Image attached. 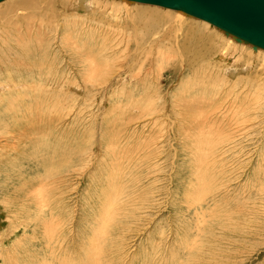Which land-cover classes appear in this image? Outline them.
Returning a JSON list of instances; mask_svg holds the SVG:
<instances>
[{
	"label": "rangeland",
	"instance_id": "obj_1",
	"mask_svg": "<svg viewBox=\"0 0 264 264\" xmlns=\"http://www.w3.org/2000/svg\"><path fill=\"white\" fill-rule=\"evenodd\" d=\"M97 1L118 4V12L101 18ZM87 3L89 13H68L73 39L94 49L97 77L86 76L76 50L62 51L64 30L52 35L53 55H44L57 62L49 74L35 61L13 79L0 74V86L10 82L0 90V264H264V50L254 55L251 43L186 12L127 0ZM135 6L171 17L147 34ZM190 27L204 37L184 51ZM235 45L247 59L230 55ZM232 64L238 72L242 66L237 77L226 72ZM34 81L46 86L34 90ZM200 135L217 149L208 154L212 175L197 203L205 180L198 183L194 171ZM116 185L114 222L101 237Z\"/></svg>",
	"mask_w": 264,
	"mask_h": 264
},
{
	"label": "bare ground",
	"instance_id": "obj_2",
	"mask_svg": "<svg viewBox=\"0 0 264 264\" xmlns=\"http://www.w3.org/2000/svg\"><path fill=\"white\" fill-rule=\"evenodd\" d=\"M6 0H2V1H0V3H2V2H5ZM123 1V0H122ZM126 1V0H125ZM127 1H129V2H131V1H133V2H138V3H141V4H145V5H149V3H144V2H140V1H137V0H127ZM88 2H90V1H88ZM104 2H101V1H97V6L98 7H96V8H98V10L100 11H98L99 12V15L101 16V18H102V16H105L106 17V15L112 10V8H115V7H117V6H114V5H118V4H115V3H113V6L112 5H109L108 4V6H110V8L107 6V4L104 6L103 5V7H102V4H103ZM93 5H95V4H93ZM150 5H154V6H160V7H163V8H165V9H167L168 7H165V6H162V5H159V4H155V3H151ZM1 7H0V74H2V73H4V70H5V72H8L9 71V73H10V78L11 79H13V78H15V76H17V75H22L23 73H25V72H23L22 70H21V68L23 67L24 68V66H26L29 62L31 63L32 61H35V62H37L38 64H39V66H41L40 67V69H41V71L42 70H44V71H48V74H49V71L51 72L53 69H55L57 66L55 65L57 62H55V59H52V60H48L49 62H46L45 60H44V55H46V56H50L52 53H51V47H52V44H51V38H52V35H54L55 37H57L58 36V34L59 35H61V30H64V31H66L65 33H67V32H69L67 35H66V39L63 41V44H64V47L62 46L61 47V49H62V51H64V50H69V49H71V50H73V51H75L76 50V52L75 53H77L78 52V59L77 60H79V61H81V63L83 64V66L86 68V71L88 72L87 74H89V75H86V76H88L90 79H94V77H97V75H99L100 74V70H101V66L99 65L100 63H99V61H97V56H95L94 54H95V52H93L94 51V49L92 48V46L90 45L89 46V44H87V43H85V44H83L82 46H80L81 44L79 43V41H80V39H79V41L77 42L76 40H74L73 39V33H74V28L77 26H75V23L73 24L72 22H71V20H70V17H74V15H72L71 13H68L69 11L70 12H72V13H78V11H79V9L80 10H84V11H89L90 12V10L92 9V7H91V4H89V3H87V0H9V1H6V3H4V4H2V5H0ZM134 7V6H133ZM60 9H62V11L60 10ZM86 9V10H85ZM135 9H136V15L140 18V19H142V21L144 20L145 22H147V23H145V27H144V31H145V33H147V34H150V33H152L153 31H155L156 30V28L153 26L154 24L153 23H155V21H159V23H161L160 21H167L168 19H170V17H171V15H170V13H167V14H165V13H163V12H160V11H157V10H155L154 8H147V7H140V6H135ZM168 9H171V10H175V11H181V12H184L185 13V11H183V10H179V9H174V8H172V7H169ZM94 10V9H93ZM96 10V9H95ZM115 10H116V12H118L117 11V9L115 8ZM123 10V9H122ZM121 10V11H122ZM129 10V9H128ZM60 11V12H59ZM113 11H114V9H113ZM132 11H133V9H132ZM88 12V13H89ZM94 12V11H93ZM130 12V11H129ZM135 12V11H134ZM63 13H67V15H66V17L64 18V19H61V16H62V14ZM115 13V12H114ZM187 14H189V15H191V16H193V17H195V18H197V19H200V20H204V19H202V18H200V17H198V16H196V15H193V14H191V13H189V12H186ZM94 14V13H93ZM97 13H95V15H96ZM110 14V13H109ZM181 14V13H180ZM112 15H113V13H112ZM118 15V14H117ZM121 15V14H120ZM128 15V14H127ZM129 16H131V14H129ZM112 17V16H111ZM116 17V16H115ZM125 18V15L123 14V16H122V18ZM136 17V16H135ZM173 17V16H172ZM104 18V17H103ZM139 19V20H140ZM181 19V18H180ZM73 20H74V18H73ZM104 19H102V21H103ZM63 22V24H62V22ZM169 21V20H168ZM193 21V20H192ZM204 21H206V22H209V23H211L212 25H214V26H216V27H218L217 25H215L214 23H212V22H210L209 20H207V19H205ZM76 22V21H75ZM79 21H77V23H78ZM138 22V21H137ZM178 22V21H177ZM76 23V24H77ZM81 23V22H80ZM140 23V22H139ZM83 24V23H82ZM164 24H166V23H164ZM194 24H196V23H194ZM198 24V23H197ZM159 25V24H158ZM161 25H162V23L160 24V27H161ZM192 25V24H191ZM190 25V26H191ZM199 25V24H198ZM195 26V25H194ZM73 28V29H72ZM80 28V27H79ZM141 28V27H140ZM219 29H222V28H220V27H218ZM77 29V28H76ZM158 29V28H157ZM162 29V28H161ZM170 29V28H169ZM197 28H192V27H190V28H188L187 29V32H186V35H185V41H186V44H184L185 45V49H184V51L186 50V49H188V48H190V46H191V44H189L188 42H190L189 40H193L194 42H193V44H195V43H197L198 41H200L201 39V37H204L199 31H197L196 30ZM78 30V32H80L79 30L80 29H77ZM76 30V31H77ZM223 30L224 31H226L224 28H223ZM83 31V30H82ZM172 31V30H171ZM63 32V31H62ZM183 32V31H182ZM226 32H228V31H226ZM228 33H230L231 35H233V36H235L236 38H237V40H240L239 38H238V36L236 35V34H234V33H231V32H228ZM75 34V33H74ZM78 34V33H77ZM153 34V33H152ZM166 34V33H165ZM212 34V33H211ZM63 35V34H62ZM81 35V34H80ZM171 36V35H170ZM59 37V36H58ZM78 37V36H77ZM81 37V36H80ZM172 37V36H171ZM183 37V36H182ZM207 39H208V41H209V39H210V36H205ZM212 37V36H211ZM169 38V37H168ZM174 38V37H173ZM64 39V38H63ZM75 39H77V38H75ZM200 39V40H199ZM58 40H59V38H58ZM82 40H83V38H82ZM165 39H163V41H164ZM183 40V39H182ZM198 40V41H197ZM203 40H204V38H203ZM241 40H244V41H246L245 39H241ZM175 41V40H174ZM188 41V42H187ZM207 41V42H208ZM210 41H212V40H210ZM217 40L215 39V42H216ZM240 42H242V41H240ZM246 42H249V41H246ZM80 45H79V44ZM212 43H213V41H212ZM239 43V42H238ZM249 43H251V42H249ZM204 44V43H203ZM208 44V43H207ZM214 45H215V43H213ZM201 45V44H200ZM204 45H206V44H204ZM222 45V44H221ZM225 45V44H224ZM232 45V44H231ZM251 45H253L255 48V51L254 50H252L253 51V54L255 55L256 54V52L258 51V48H261V49H263L264 50V48L263 47H261V46H259V47H257V46H255L253 43H251ZM223 46V45H222ZM221 46V48H223ZM226 46V45H225ZM213 47V46H212ZM217 47H219V45L217 46ZM230 47V46H229ZM234 47V46H233ZM239 46L238 45H235V48L233 49V50H231V51H233L234 52V54H230V55H232V57H234L235 55H237V54H239V58H238V63L240 62V60H243V59H247V57H246V54H247V52L246 51H243V49H242V52L240 53H237L236 51L239 49L238 48ZM53 48V47H52ZM213 50H214V48H212ZM211 48H209V50H207L206 52H203V55L205 56V54L204 53H207V52H210L211 50H212ZM93 50V51H92ZM200 50H201V46H200ZM224 50H225V47H224ZM240 50V49H239ZM54 51V50H53ZM203 51V50H202ZM201 51V52H202ZM221 51V50H220ZM66 52V51H65ZM230 52V51H229ZM236 52V53H235ZM71 52H69V54H70ZM187 53H189V52H187ZM191 53H192V51H191ZM198 53H199V50H198ZM227 52H225L224 53V51H223V53H221V54H219V57L224 61V62H229L228 61V59L229 58H227L229 55L228 54H226ZM246 53V54H245ZM200 54V53H199ZM210 54H212V51H211V53ZM216 54V53H215ZM53 55V54H52ZM77 55V54H76ZM99 55V54H98ZM207 55H209V54H207ZM248 55V54H247ZM193 56V55H192ZM200 56H201V54H200ZM75 57V56H74ZM196 57V56H195ZM214 57V56H213ZM249 58H254V56L252 55V53H250L249 54V56H248ZM56 58V57H55ZM103 58V57H102ZM105 58V57H104ZM219 58V59H220ZM45 59H46V57H45ZM49 59H51V58H49ZM195 59H198V58H195ZM194 59V60H195ZM199 59H200V57H199ZM198 59V62L200 61ZM59 60V59H58ZM57 60V61H58ZM72 61H74V60H72ZM105 61V60H104ZM76 62V61H75ZM103 62V61H102ZM205 62V61H204ZM207 62V61H206ZM205 62V63H206ZM30 63L28 64V65H30ZM59 63V62H58ZM61 63V62H60ZM76 63H78V62H76ZM75 63V64H76ZM201 63H203V62H201ZM221 63H222V61H221ZM143 64V63H142ZM200 64V63H199ZM211 64V63H210ZM31 65H33L32 63H31ZM30 65V66H31ZM203 65V64H202ZM233 65V64H232ZM34 66H36V65H34ZM76 66V65H75ZM75 66H73L74 68H75ZM146 66V65H145ZM220 66V65H219ZM241 66V65H240ZM79 67V66H78ZM108 67V66H107ZM200 67V66H199ZM198 67V68H199ZM235 65H233L232 67H230V68H228L227 67V69H226V72H227V74L228 73H230V74H232V76L234 75L235 77H237L238 75L234 72L236 69H235ZM26 68V67H25ZM106 68V67H105ZM220 68V67H219ZM238 68V67H237ZM240 69H239V72L236 70V72H238V73H240L241 72V68H242V66L241 67H239ZM39 69V70H40ZM109 69H111V67H109ZM20 70H21V72H20ZM31 70H33V69H31ZM79 70V69H78ZM105 70V69H104ZM223 70H225V69H223ZM37 71V70H36ZM75 71V70H74ZM222 71V70H221ZM28 72H30L29 70H28ZM27 72V73H28ZM57 72H61V70H59V68L57 69ZM226 72H225V75H226ZM36 73V72H35ZM30 74H31V72H30ZM32 74H34V72H32ZM43 74H45L44 72H43ZM47 74V73H46ZM58 74V73H57ZM25 75V74H24ZM28 75H29V73H28ZM42 75V74H41ZM40 75V76H41ZM56 75V74H55ZM3 76H5V75H3ZM7 76V75H6ZM39 75H38V73H37V77H38ZM18 77V76H17ZM36 77V76H35ZM35 77H33V79L35 78ZM42 77V76H41ZM44 77V76H43ZM56 77V76H55ZM2 78H5V77H2ZM7 78H9V77H7ZM9 78V79H10ZM45 78H47V77H45ZM51 78V77H50ZM225 78V77H224ZM22 79V78H21ZM32 79V80H33ZM41 79V78H40ZM88 79V78H87ZM218 79H220V78H218ZM7 80V79H6ZM15 80V79H14ZM20 80V79H19ZM18 80V81H19ZM23 80V79H22ZM31 80V81H32ZM37 79H35V81H36ZM41 80H43V79H41ZM47 80H48V78H47ZM47 80H45V81H47ZM8 81V80H7ZM34 81V83H32V84H30V86L32 87V88H34V90L35 89H37L38 87H39V89H43V86L45 85V83L46 82H44V84H41L40 82H35ZM50 81V80H49ZM55 81V80H54ZM213 81V80H212ZM219 81V80H218ZM217 81V82H218ZM21 82V81H20ZM28 82V81H27ZM33 82V81H32ZM52 82V81H51ZM203 82H205V81H203ZM8 83V82H7ZM5 83L7 86H5V87H8L9 88V86H8V84L10 83ZM22 84H23V82H21ZM29 83V82H28ZM53 83V82H52ZM189 83V82H188ZM11 84H13V83H11ZM190 84V83H189ZM3 85V84H2ZM0 86V90H6V89H8V88H4V85L3 86ZM15 86H16V84H14ZM194 85V84H193ZM198 85H200V84H198ZM206 85H207V82H206V84L204 85V87H206ZM23 86V85H22ZM29 86V84L26 86V87H28ZM46 86V85H45ZM202 86V85H201ZM208 86V85H207ZM211 86V85H210ZM25 87V88H26ZM30 87V88H31ZM203 87V86H202ZM201 87V88H202ZM13 88V87H12ZM12 88L11 89H9V90H12ZM15 89H16V87H14ZM18 88V87H17ZM21 88V87H20ZM23 88H24V86H23ZM21 89V90H24V89ZM31 88V89H32ZM195 88V87H194ZM199 88V87H198ZM208 88H210V87H208ZM27 89V88H26ZM205 89H207V88H205ZM211 89H213V88H211ZM210 89V90H211ZM17 90V89H16ZM15 90V91H16ZM204 90V89H203ZM203 90L202 91H200V92H203ZM209 90V89H208ZM7 91V90H6ZM13 91V90H12ZM18 91V90H17ZM216 91H217V89H216ZM215 91V94L217 95V92ZM25 92H26V90H25ZM195 92H196V90H195ZM195 92H194V94H195ZM204 92H205V90H204ZM209 92H211V91H209ZM3 93H5L4 91H3ZM14 93V92H13ZM20 93H21V91H20ZM22 93H24V92H22ZM21 93V94H22ZM33 93V92H32ZM207 93V92H206ZM214 93V92H213ZM1 94V93H0ZM10 94V93H9ZM15 94V93H14ZM13 94V95H14ZM29 94H30V92H29ZM28 94V95H29ZM197 94H198V92H197ZM205 94V93H204ZM204 94H203V96H204ZM11 95H12V92H11ZM12 95V96H13ZM20 95V94H19ZM199 95V94H198ZM207 95V94H206ZM30 96V95H29ZM38 96V95H37ZM36 96V98H38ZM208 96V95H207ZM215 96V95H214ZM14 97V96H13ZM18 97V96H17ZM33 97V96H32ZM35 97V96H34ZM225 97V96H224ZM20 98H21V96H20ZM28 98V97H27ZM30 98V97H29ZM35 98V99H36ZM200 98V97H199ZM204 98V97H203ZM206 98V97H205ZM19 99V98H18ZM40 99V98H39ZM42 99V98H41ZM40 99V100H41ZM26 100V99H25ZM37 100V99H36ZM17 101V100H16ZM35 102V101H34ZM38 102V101H37ZM26 103H28L27 101H26ZM218 102H216L215 104H217ZM18 104H19V102H18ZM22 104H23V102H22ZM31 104V103H30ZM29 104V105H30ZM35 104H37L36 102H35ZM213 104V103H212ZM9 105V104H8ZM27 105V104H26ZM38 105V104H37ZM219 105H220V102H219ZM32 106V105H31ZM30 106V107H31ZM36 106V105H35ZM24 107H25V105H24ZM27 107V106H26ZM40 107V106H39ZM195 107V106H194ZM21 108V107H20ZM23 108V107H22ZM35 108V107H34ZM41 108V107H40ZM39 108V109H40ZM202 108H203V106H202ZM213 108H214V106H213ZM213 108H211V109H213ZM217 108H219L220 109V106L219 107H217ZM224 108V107H223ZM25 109H27V108H24V110ZM28 109H32V108H29L28 107ZM27 109V110H28ZM38 109V108H37ZM43 109V108H42ZM42 109H40V110H42ZM46 109V108H45ZM194 109V108H193ZM29 110V111H30ZM44 110V109H43ZM203 110H204V108H203ZM220 110H222V107H221V109ZM12 111V110H11ZM217 109H216V113H217ZM8 112V111H7ZM10 112V111H9ZM16 112V111H15ZM22 112V111H21ZM24 112V111H23ZM32 112V111H31ZM34 112V111H33ZM37 112V111H36ZM35 112V113H36ZM39 112V111H38ZM41 112H43V111H41ZM194 112V111H193ZM198 112V111H197ZM219 112H221V111H219ZM17 113V112H16ZM194 113H196V112H194ZM206 113V112H205ZM238 113V112H237ZM4 114V113H3ZM15 114V113H14ZM25 114V113H24ZM28 114H29V112H28ZM32 114V113H31ZM44 114V113H43ZM221 114H223V113H221ZM17 115V114H16ZM39 115H41V114H39ZM213 115V114H212ZM33 116H34V114H33ZM32 116V117H33ZM210 116V115H209ZM214 116H216L215 115V112H214ZM221 116V115H220ZM219 116V117H220ZM14 117V116H13ZM24 117V116H23ZM36 117H39V116H35L34 118L36 119ZM42 117V116H41ZM218 117V118H219ZM222 117V116H221ZM221 117L219 118V120L221 119ZM240 117V116H239ZM18 118V117H17ZM20 118V117H19ZM27 118V117H26ZM40 118V117H39ZM206 118V117H205ZM208 118V117H207ZM206 118V119H207ZM217 118V119H218ZM247 118V117H246ZM21 119H24V118H22L21 117ZM29 119V118H28ZM30 119H31V117H30ZM193 119V118H192ZM215 119V118H214ZM216 119V120H217ZM234 119V118H233ZM236 119V118H235ZM234 119V120H235ZM1 120V119H0ZM27 120V119H26ZM213 120V119H212ZM219 120H217V121H219ZM222 120V119H221ZM230 120V119H229ZM3 121V120H2ZM21 121V120H20ZM24 121V120H23ZM29 121V120H28ZM33 121V120H32ZM193 121V120H192ZM4 122V121H3ZM17 122H18V120H17ZM26 122V121H25ZM194 122V121H193ZM196 122V121H195ZM206 122V121H205ZM205 122H202L201 121V123H204L205 124ZM210 122V121H209ZM237 122V121H236ZM27 123V122H26ZM190 123V122H189ZM214 123V122H213ZM223 123V122H222ZM226 123V122H225ZM192 124H195V123H192ZM206 124H208V123H206ZM216 123H214V125H215ZM20 125V124H19ZM190 125H191V123H190ZM202 125V124H201ZM216 125H219L218 123L216 124ZM226 125V124H225ZM1 126V125H0ZM194 126V125H193ZM196 127H194V128H199V129H201L200 127H198V126H200V125H198L197 126V123H196V125H195ZM210 126V125H209ZM222 126V125H221ZM236 126V125H235ZM239 126H241V127H243L242 125H239ZM238 126V127H239ZM230 127H231V125H230ZM229 127V128H230ZM245 127V126H244ZM244 127H243V129H244ZM190 128H191V126H190ZM213 128V127H212ZM211 128V129H212ZM216 128H218V127H216ZM204 129V128H203ZM205 129H206V127H205ZM211 129H208L209 131L211 130ZM225 130V128L222 126L221 127V129L220 130ZM239 129H241V128H239ZM242 129V130H243ZM230 130V129H229ZM231 130H233V129H231ZM234 130H235V128H234ZM195 132L197 131V132H199L198 130H194ZM206 131H207V129H206ZM212 131V130H211ZM210 131V133H212ZM226 131V130H225ZM201 132V131H200ZM204 130H203V135H204ZM213 132H215V130L213 131ZM224 132V131H223ZM241 132V131H240ZM208 133V132H207ZM209 133V135L211 136V134ZM217 133V132H216ZM215 133V134H216ZM220 133H222V132H220ZM217 134H219V133H217ZM226 134H228V131H227V133ZM202 135V134H201ZM201 135L199 136V137H197V141H195V146H193L194 148L196 147L197 148V151H196V153H197V157L195 156V158H196V160L194 161V158H193V161L195 162V169H194V171H195V173H196V178H197V182L199 183V180H204V184L203 185H201V183H199L198 184V187H197V190H195V193L194 194H196L197 196L196 197H198V199L197 198H195V199H197L196 201H197V203L198 202H200V200L201 199H203V197H206L205 195H206V180H207V177H208V175L209 174H207V172L209 171V170H207V171H205L206 170V163H207V157H208V154L210 153V151H211V149L212 148H215V147H212V145H213V140L211 141L210 139H208L209 138V135H208V138H206V139H204V140H201L200 139V137H201ZM207 135V134H206ZM205 135V136H206ZM212 135H213V133H212ZM219 135H221V134H219ZM234 135V134H233ZM233 135L232 136H230V137H233ZM205 136H204V138H205ZM214 136V135H213ZM218 136V135H217ZM222 136H223V134H222ZM222 136H221V138H222ZM214 137H216V135L214 136ZM213 137V138H214ZM220 137V136H219ZM225 137V136H224ZM227 137V136H226ZM229 137V138H230ZM211 138V137H210ZM218 139V138H217ZM224 139V138H223ZM222 139V140H223ZM228 139V138H227ZM231 139H233V138H231ZM201 140V141H200ZM219 140V139H218ZM218 140H215V141H218ZM224 141V140H223ZM228 141V140H227ZM219 142H221V140L219 141ZM225 142H226V140H225ZM222 143V142H221ZM220 143V144H221ZM216 144V143H215ZM214 144V145H215ZM225 144V143H224ZM213 145V146H214ZM222 145H223V143H222ZM220 147H222L221 145H220ZM215 149H217V147L215 148ZM194 152H195V150H193ZM212 151H213V149H212ZM212 151H211V156H212ZM193 152V153H194ZM214 152V151H213ZM221 152V151H220ZM194 155V154H193ZM213 159V158H212ZM209 160H211V159H209ZM214 161V160H213ZM209 162V161H208ZM211 162V161H210ZM213 163V162H212ZM214 165V164H213ZM212 165V166H213ZM214 167V166H213ZM208 168V167H207ZM216 172V171H215ZM208 173H210V172H208ZM211 174V173H210ZM195 175V174H194ZM212 175V174H211ZM111 189L110 190H112L113 192H111V194L110 195H108L107 196V200H108V202L106 201V203H107V205L108 206H106V213H105V217L103 218V221H104V223L101 225V229H100V231H101V234H99L101 237H102V235L104 236V234H103V228H109L108 226H111V224L114 222L113 221V218H112V216L114 215V213L117 211V205H116V203H113L114 201H116V199H118V194H116V197H114L113 196V194H114V191H115V193L117 192L116 190L118 189V186L116 185V187H114V188H116V189H113V187H110ZM109 190V189H108ZM42 192V191H41ZM121 204V203H120ZM118 207H120V205L118 206ZM116 222V221H115ZM113 225V224H112ZM105 231V230H104ZM96 247H97V245H96ZM95 249V248H94ZM99 249H101V248H99ZM102 250V249H101ZM96 251H98V250H96ZM95 256L97 257L96 259H97V261H100V256H101V252H98V253H95ZM99 264V263H98Z\"/></svg>",
	"mask_w": 264,
	"mask_h": 264
},
{
	"label": "water",
	"instance_id": "obj_3",
	"mask_svg": "<svg viewBox=\"0 0 264 264\" xmlns=\"http://www.w3.org/2000/svg\"><path fill=\"white\" fill-rule=\"evenodd\" d=\"M2 1V0H0ZM183 10L207 19L264 48V0H137Z\"/></svg>",
	"mask_w": 264,
	"mask_h": 264
}]
</instances>
